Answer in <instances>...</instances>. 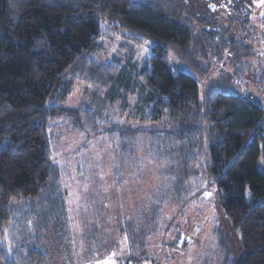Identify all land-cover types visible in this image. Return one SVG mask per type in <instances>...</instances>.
Masks as SVG:
<instances>
[{"label":"trees","instance_id":"trees-1","mask_svg":"<svg viewBox=\"0 0 264 264\" xmlns=\"http://www.w3.org/2000/svg\"><path fill=\"white\" fill-rule=\"evenodd\" d=\"M252 1L0 0V236L14 203L55 211L44 197L59 179L52 133L60 119L75 115L64 104L80 80L100 125L108 123L104 107L118 102L146 124L124 126L123 141L147 135L165 148L164 159L175 146L187 169L204 160L239 240L241 258L228 249L221 264H264V99L234 88L257 58L255 35L261 46ZM114 36L148 45L145 64L134 62L133 52L126 61L94 59L102 39ZM171 57L185 71L170 65ZM253 69L264 87V68L258 62ZM138 228L146 227L117 226L131 248L119 264H135L150 245ZM14 263L0 243V264Z\"/></svg>","mask_w":264,"mask_h":264},{"label":"rangeland","instance_id":"rangeland-1","mask_svg":"<svg viewBox=\"0 0 264 264\" xmlns=\"http://www.w3.org/2000/svg\"><path fill=\"white\" fill-rule=\"evenodd\" d=\"M261 6L262 0L249 5L255 28ZM258 39L255 35L251 43L257 58L249 61L234 88L260 100L264 87L256 83L253 69L258 62L264 68ZM100 44L93 58L101 63L126 61L133 52L140 66L151 54L145 43L136 45L120 36ZM170 65L185 71L173 57ZM86 86L74 81L64 106L75 115L60 119L52 133V162L59 179L57 193L51 186L44 197L53 199L55 211L37 210L35 203L11 205L0 243L14 264H119L131 251L127 237L117 231L127 222L146 227L136 232L150 244L143 255L136 254L137 264H221L228 249L238 261L239 240L219 208L205 161L187 169L175 146L166 148L164 159L165 148H157L147 135L123 141L124 126L146 124L133 118V110L121 112L118 102L104 107L102 120L108 123L103 127L93 119L92 105L84 103L91 94ZM93 120L98 124L92 125ZM38 255L43 259H36Z\"/></svg>","mask_w":264,"mask_h":264},{"label":"built area","instance_id":"built-area-1","mask_svg":"<svg viewBox=\"0 0 264 264\" xmlns=\"http://www.w3.org/2000/svg\"><path fill=\"white\" fill-rule=\"evenodd\" d=\"M260 13H259V29L261 30V46H262V52L264 54V0H262V6L260 8ZM262 97L264 99V90L262 92Z\"/></svg>","mask_w":264,"mask_h":264},{"label":"crops","instance_id":"crops-1","mask_svg":"<svg viewBox=\"0 0 264 264\" xmlns=\"http://www.w3.org/2000/svg\"><path fill=\"white\" fill-rule=\"evenodd\" d=\"M123 237H124V236H123ZM138 255H139V254H138ZM136 260H139V259H137V258H136ZM149 262L151 263V262H152V260H150ZM143 263H144V262H143ZM135 264H137V263L135 262ZM144 264H145V263H144ZM151 264H154V262H153V263H151ZM156 264H158V263L156 262Z\"/></svg>","mask_w":264,"mask_h":264},{"label":"water","instance_id":"water-1","mask_svg":"<svg viewBox=\"0 0 264 264\" xmlns=\"http://www.w3.org/2000/svg\"><path fill=\"white\" fill-rule=\"evenodd\" d=\"M148 46V45H147Z\"/></svg>","mask_w":264,"mask_h":264}]
</instances>
